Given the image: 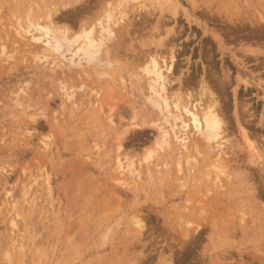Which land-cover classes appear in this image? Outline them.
Returning a JSON list of instances; mask_svg holds the SVG:
<instances>
[{
    "label": "rangeland",
    "instance_id": "374dc122",
    "mask_svg": "<svg viewBox=\"0 0 264 264\" xmlns=\"http://www.w3.org/2000/svg\"><path fill=\"white\" fill-rule=\"evenodd\" d=\"M0 264H264V0H0Z\"/></svg>",
    "mask_w": 264,
    "mask_h": 264
},
{
    "label": "bare ground",
    "instance_id": "6f19581e",
    "mask_svg": "<svg viewBox=\"0 0 264 264\" xmlns=\"http://www.w3.org/2000/svg\"><path fill=\"white\" fill-rule=\"evenodd\" d=\"M108 15V14H107ZM111 15H108L107 20L109 21ZM41 36L48 35V32L45 28L40 29ZM112 35V29L107 23L101 24L100 25V32L97 37H90L88 34H84L83 40L74 48L73 50H70L71 48V43L72 41H65L66 42V50L70 53L69 59L72 61L74 57L77 58L78 61H85L86 63L95 61L98 57V54L100 50L103 47L107 46V42L110 39ZM37 39H40L38 37ZM63 40L65 38H62ZM61 43L62 40L55 41L53 43V48L58 51L61 48ZM172 61H173V56L170 57V60L168 62L163 63V67L165 70L168 71V73H171V68H172ZM151 68L150 70H147V72H152L157 79L160 81V90L161 92H164L165 89L167 88V85L169 83L168 80V75L162 74V70H159L156 67V63L153 61L151 63ZM158 92V101L152 100V104L154 107L159 109L160 111L163 110V105L166 108L167 103H166V94ZM161 103H160V102ZM188 115L190 116L191 122L193 123V127L197 131H204V133L207 134L208 138L210 140H220V118L217 116V114H213L210 111H206L203 114L202 120L198 117V115L192 111H187ZM219 145V143H218ZM118 167H121V163H118Z\"/></svg>",
    "mask_w": 264,
    "mask_h": 264
}]
</instances>
